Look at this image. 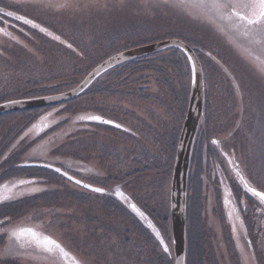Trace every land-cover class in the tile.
<instances>
[{
  "label": "rangeland",
  "instance_id": "1",
  "mask_svg": "<svg viewBox=\"0 0 264 264\" xmlns=\"http://www.w3.org/2000/svg\"><path fill=\"white\" fill-rule=\"evenodd\" d=\"M217 2L235 5L236 12L251 15L253 11L242 6L248 0H211L210 4L215 6ZM4 3L9 4V11H18L20 15L54 32L59 39L42 34L32 25L19 23L20 27L25 28V33L15 32L18 40L15 53L8 51L4 58H0V89L7 93L10 91L7 89L12 76L17 79L14 84L16 89L8 95H0V102L18 96L21 91L34 85H59L69 78H80L81 81L107 56L142 42L179 38L213 54V59L208 54H201L205 83L210 93L208 121L206 118L204 121V125L208 123L209 128L205 134L204 126L201 127L202 142H198L194 164H191V172L199 169L201 173L197 187H200V207L203 206V212L200 208L199 215L194 212L192 221L199 222L200 227L193 224L192 232L202 239L203 251L211 254L207 259L212 258L213 264H264V214L257 200L247 196L245 191L242 193L238 190L237 196L232 194L227 183L236 181L237 178L229 162L224 158L226 163L222 158L225 154L233 165L239 162L245 178L257 190L264 191V70L257 66L243 68L242 72L240 69L243 64L237 54V43H240L241 47L248 49L249 54H254L257 59L264 58V43L255 42L258 39L255 26L253 31L246 34V26L237 16L229 17L227 8L217 6V11H212L207 23L199 22L193 14L192 17L190 15L195 8L193 0H185L179 6L175 0H0V5ZM220 13L233 21L227 22L231 35L222 31L227 28V24L217 17ZM246 62L249 64L252 60ZM184 66L186 70L183 63ZM227 75H230L233 89L226 88L224 81ZM133 78L135 77H131L129 82L135 81ZM119 81L121 80L114 83V90L120 95L126 94L125 98L129 96L128 93L134 96L135 90H139L137 85L127 86ZM241 92L244 99L242 109L238 103ZM92 96L91 100L83 99L69 110L57 108L39 112L38 120L48 126L71 119L69 126L51 134L52 139L57 138L54 144H50L53 161H66L63 155L76 153L75 121L80 111L92 109L94 100L97 99L99 106H108V95ZM182 96L183 93L179 94V97ZM171 97L175 103L177 99L173 93ZM109 98L112 100L111 94ZM156 106L161 108L159 104ZM173 111L174 127L170 129L169 135L159 137L157 133L147 129L148 139L143 142L144 145L135 146L138 153L139 150H144L147 154V189L142 192L145 197L141 198V203L161 230L169 252L162 254V247L157 248L156 241L148 233L141 232L130 221L132 217L120 212L115 204L110 205L101 198L79 196L76 192L78 187L69 183L60 185L55 181L51 198L39 203L42 210H24L23 205L18 207V211L2 208V215L11 211L15 215L0 226V264H66L56 258V255H44L19 241V229L31 227L59 242L80 264L174 263L170 197L178 141L174 147L173 143L175 135L177 138L176 129L179 138L187 112L184 115L176 104H173ZM241 111H246L242 118ZM31 116L34 113H14V116L2 123H5L6 130L21 132L26 128L28 119H33ZM69 133L72 135L70 138ZM64 136L67 138L64 139ZM205 136L217 138L222 143L223 152L213 146L211 139L208 142L213 149H210L204 140ZM86 141V144H91L90 139ZM106 143V139L101 141V145ZM61 145H65L63 155L62 150H57ZM219 152L223 153L222 156L215 157ZM99 154L107 155L109 152L99 151ZM128 162L132 168L135 167L133 160ZM223 166H227V169ZM213 179L214 189L210 191ZM142 182L144 181H141V185ZM208 182L210 188L207 186ZM196 196L197 193L194 197ZM224 198L229 203L228 211L224 208L217 210L219 206L215 200L223 202ZM212 208H216L215 211ZM225 211L230 213L232 224L238 225L236 239L242 234L244 243L235 240L236 227L228 224ZM254 222L258 225L255 228L262 233L260 242L255 240L257 235L252 232V224H256Z\"/></svg>",
  "mask_w": 264,
  "mask_h": 264
},
{
  "label": "flooded vegetation",
  "instance_id": "2",
  "mask_svg": "<svg viewBox=\"0 0 264 264\" xmlns=\"http://www.w3.org/2000/svg\"><path fill=\"white\" fill-rule=\"evenodd\" d=\"M193 1L195 2V11L193 10L190 12L191 17L193 14L197 21L207 23V19H209L208 17L213 14L212 11H217V7L213 4H210L211 0H203V2L202 0ZM0 9L3 8L0 7ZM3 10V12H0V58H4L5 52L8 54V51L15 53L18 43L16 37L17 33L15 32H21L24 30L19 25V23L23 21L17 20L15 18L17 15L22 16L18 13V11H10L13 12L14 15L7 16L5 13L9 12V9ZM206 12L208 14L205 15ZM238 13L240 15H249L240 11ZM217 17L220 18V21H223L226 24L227 22H233L229 17L225 15L222 16L221 13L220 16L217 15ZM229 28L230 27L227 24V28H224L222 31L228 35H231L230 33L232 32L228 30ZM2 42H4V44H2ZM237 46H239L237 54L243 64V67L240 69L242 72L243 68L246 67L254 68L258 66V69L262 68L264 70V58L257 59L253 56L254 54H249L248 49L241 47L240 43H237ZM194 49L197 52L201 62L203 61L201 57V54L203 53L206 55L208 54L210 59H213V54L210 51L207 52V50H202L199 47H194ZM241 53L242 57H240ZM246 60H252V62L247 64ZM142 66H145V64H140L138 67ZM131 67L136 66L131 65ZM149 71L150 70L141 71L138 74L135 72H129L127 74L129 78L120 79L121 81L119 82H122V84L127 86H138L139 90H135L134 96L128 93L131 98L129 96L125 98L126 94L120 95L117 93V90H114V92L111 93V100L109 98V94L102 92V89L98 85L100 84V80L101 82L107 81L105 76L109 73L104 76L105 78L102 77L98 80L97 86L95 87V89L98 87L97 95H108V106L106 108L99 106L97 99L94 100L92 109L80 111V116L78 115L77 121L74 120L76 124L75 131L77 139L76 153L75 156L63 155V158L65 157L66 161H64V159L61 160L62 162L52 160V149L50 146L52 143L51 126H48L46 123L41 121L30 122L28 119L25 126L26 128H24L22 132L19 130L9 131L6 130L7 128H5V123L3 124L2 122L4 120H8L11 116H14V113L0 117V226H2L5 221L10 220L8 216H5L3 219H1V210L3 207H8L18 211V207L23 205L25 207L24 210H42V206H40L39 203L42 202L41 200L44 201L51 198L53 192L52 173H55L57 176L54 177V180L59 182L60 185L62 183L65 185L66 183H69L78 187L79 190L76 192L79 196L88 198L95 197L96 199L101 198L110 205L112 203L115 204L116 208L119 209L120 212L123 214H128L132 217V219L130 218V221L136 224L141 232L151 234L156 242L161 244V240H163L161 230L157 228V224L151 218L152 216L145 210V206L141 203V198L145 197V194L142 196V192H145L147 189V154L144 150H139L138 153L135 146L139 144L144 145L143 142L148 139L147 129L157 133V136L159 137H162V135L165 134L169 135L170 129L174 127V120L172 117L174 111L173 107L171 106L172 113L170 114V106H167L165 103L164 97L166 94L164 87L159 81L155 79L158 77V75H153V73L151 72V74ZM135 74L139 77H135ZM131 77H135L133 78L135 81L132 83L129 82ZM9 79L10 87L7 90H10L9 92L13 93L16 89L14 84L17 83V79H14L13 76ZM116 81L118 80H114L112 83H115ZM224 83L227 90L233 89L234 85H232L233 82H231L230 75L229 77L227 75ZM236 88L237 84L235 85V90ZM9 92L7 93L0 89V95H8ZM242 95L243 94L241 92V94L238 96V103L241 109L244 106V99ZM96 97L97 96H95V98ZM16 99L20 98H17L16 96L9 97L7 100L1 101L0 103ZM209 101L210 93L208 92L206 85L205 118L207 121V107ZM158 104L161 106V108L156 106ZM111 105L113 107H111ZM245 113L244 111L240 112L241 118ZM90 117H99L100 119L90 120ZM104 121H109L110 123H104ZM117 125H119V127H117ZM206 125H203L205 134L209 128L208 123H206ZM201 127L202 125L200 126L198 136L195 140L194 154L198 151V149L196 151L198 142L200 144L202 142L200 135L203 132V129H201ZM176 128H178V125ZM142 133H145V135H142ZM176 133L177 138L175 135L173 147L179 140L177 129ZM68 135H71V133ZM64 138L66 139L67 137L64 136ZM205 138L204 140L207 141L206 144H209L210 149L212 148V144L208 141L211 139L212 143L215 141V143H213L214 147L219 148L221 151L223 150L222 143H220L217 138H210L208 136H205ZM89 139L91 140V144H86V140ZM104 139L107 140V143L101 145V141ZM168 144H170L169 140ZM119 147H121V149L116 150ZM99 151H108L109 154H99ZM221 153L219 152L218 155H215V157L220 158L222 156ZM227 156L228 155L223 154L222 158H225L229 162L230 167L236 176L234 174L233 175L237 178L236 181H230L227 183L230 187L229 190L232 192V194H234V196H237V192L240 190L242 193L245 191L247 196L254 197L257 200V203L260 205L262 213L264 214V201H261L258 197L252 196L247 191V188L255 187L245 178L240 169L239 162H236V164L233 165L232 160L228 159ZM223 159L221 162H223ZM225 159L224 161L226 162ZM132 160L135 162L134 168H132L128 162ZM52 167H54L56 170L59 169V171L54 170ZM224 168L227 169V166ZM60 171H63L70 177L77 179L80 183L77 184L73 182L72 178L70 179L67 176L61 174ZM190 174L191 178L189 179V192L191 194L189 195L191 200L189 199V206L192 211L191 224H194L199 228L200 224L197 222V218V223L192 222V220L194 217V212L196 215H199L201 208L198 192L200 187L199 189L197 187V182L199 181V175H201V173L199 169H196L195 172L192 170ZM141 181H144L142 182L143 185H141ZM213 183L214 179L212 181L211 188L209 182L207 183L210 191H213L214 189ZM208 187L207 189H209ZM92 188L103 189L104 193L99 194L92 190ZM196 193L197 196L194 197ZM20 200L22 201L21 204L18 202ZM215 201L217 206H219L217 210H219V208H224V210L228 211L229 203L226 201V198L223 199V202L221 200ZM16 202L18 204H15ZM207 208L209 209V205ZM216 208H212V211H215ZM242 210L244 209L242 208ZM201 212H203V206L201 208ZM225 219L226 221L229 220L228 224L230 226L236 227L235 240H239L240 243H244L245 240L243 239L244 237L242 234H239L240 236L238 240L236 239L239 229L238 225L232 224V217L230 213L227 212L225 214ZM252 226V232H255L257 235L255 240L260 242L262 233L255 228L258 226L257 223L252 224ZM25 229H32L37 234L36 240L32 237H22L19 235V241L25 246L27 245L29 248H33V250L43 253L44 255H56V258L66 264H80L77 259L73 260L72 256L68 254L61 255L58 249L51 251L47 250L43 245H41L40 243H43V240L49 236L44 232H41L39 229L33 227L21 228L19 229L18 234L21 230L24 231ZM254 229L256 231H254ZM240 243L239 248L241 247ZM208 256H211V254H206V256L203 258V264H213L212 258H209V260L207 259ZM192 258L194 260L193 264H201L199 253L193 255Z\"/></svg>",
  "mask_w": 264,
  "mask_h": 264
},
{
  "label": "water",
  "instance_id": "3",
  "mask_svg": "<svg viewBox=\"0 0 264 264\" xmlns=\"http://www.w3.org/2000/svg\"><path fill=\"white\" fill-rule=\"evenodd\" d=\"M169 49L181 51L188 59L191 70V93L187 117L180 135L171 182V223L175 264H187V197L188 179L194 143L200 126L204 125L205 77L202 63L194 49L180 39H167L125 50L115 54L96 66L74 89L50 96L18 99L0 104V117L9 113L42 109L73 101L84 94L92 85L109 71L127 63L144 59ZM91 120V119H90ZM100 191V193H102ZM22 237L36 240L32 229L20 232ZM158 236V235H157ZM163 249L168 246L161 240ZM47 250L58 249L66 255L62 246L51 238L41 243ZM73 259V258H72Z\"/></svg>",
  "mask_w": 264,
  "mask_h": 264
},
{
  "label": "trees",
  "instance_id": "4",
  "mask_svg": "<svg viewBox=\"0 0 264 264\" xmlns=\"http://www.w3.org/2000/svg\"><path fill=\"white\" fill-rule=\"evenodd\" d=\"M166 39H168V38H166ZM161 40H165V39L153 40L150 43H143L142 42L140 44H134V45L127 46L123 49L128 50V49L139 47L142 45L155 43V42H158ZM109 57L110 56H107L105 59H107ZM183 63L186 65V70H185V66L183 67ZM140 64H145V66L138 67V66H140ZM131 65L136 66V67H131ZM91 69H89V70H91ZM147 70H150L149 72L150 73L152 72L153 75H155V74L158 75V77H156L155 79L157 81H159L164 87V91L166 94L165 103L167 104V106L173 107V104H176V105H178L179 109L184 112V115H185V113L188 110L189 96H190V67H189V63L187 61L186 56L179 50H175V49L167 50V51L162 52L160 54H157L155 56L145 58L143 60L134 61L130 64H127L125 66L117 68L116 70H113L111 73H109L108 75L105 76L107 78L106 82H103V81L101 82V80H100V84L98 86L102 89L103 93L111 94L114 92V87H115V84L112 83V81L129 78L127 76V74L129 72H135L138 74L141 71H147ZM135 77L138 78L139 76L135 74ZM79 80H80V78H79ZM79 80H76L74 78H69L67 80H63V83L59 84V85H53V86H51V85L50 86L34 85L32 87L25 89L24 90L25 92L21 91V93H19L18 96H16V97L17 98H33V97H41V96H48V95L62 93V92L68 91V90L76 87L77 85H79L82 81V80L81 81H79ZM97 83H98V81L87 92H85L80 98H78L72 102H67L63 105L45 108L44 110L57 109V108L69 110L73 105L79 103V101H81L83 99L91 100V97L93 98L92 95H97V92H98L97 88L98 87L95 89V87L97 86ZM101 89H100V91H101ZM172 93L177 99L175 101V103L173 101V98L171 97ZM181 93H183V96L179 97V94H181ZM40 111L41 110H36V111H33V113L37 117V115ZM68 114H70V113L68 112ZM32 120L33 119H31L30 122ZM70 123H71L70 118H68L65 121L63 120L62 122H60L59 124H57L51 128V133L54 135V133L59 132V130L61 128L69 126ZM70 137H72V136L70 135L69 138ZM53 138L54 139H52L53 140L52 143L54 144L57 141V138L56 137H53ZM66 146H67V144H66ZM64 148H65V145H61V146L57 147V150L60 151ZM61 153L63 155V150L61 151ZM194 155L195 154H194V150H193L192 161H191L192 163H193ZM68 156H75V153H70ZM173 167H174V163H173ZM168 169L170 171L169 165H168ZM190 173H191V170H190ZM52 174H53V182H55L54 177L57 175L55 173H52ZM190 178H191V174H190ZM189 191H190V186H189ZM189 194H191V193L189 192ZM189 198H190V195H189ZM189 198H188V200H189ZM18 202H19V204L22 203L21 200ZM15 204H18V203L16 202ZM9 205H12V204H9ZM15 213L17 215V212H15ZM14 215L15 214H13L11 211L9 213L1 215V217H2L1 219H3L5 216L14 217ZM191 217H192V214L190 213V206H189V201H188V206H187V219H188L187 220V264H193L194 260H193L192 256L195 253L196 254L199 253V258L201 259V264H203V258L206 256V254L203 251V245H201L202 239H200V237L196 233L192 232L193 224H191ZM149 235L152 237L151 234H149ZM155 243H156L157 248L161 247L157 242H155ZM163 252H165V251H162L161 253L164 254ZM168 261L172 262L173 259H170V260L168 259ZM172 264H174V263H172Z\"/></svg>",
  "mask_w": 264,
  "mask_h": 264
},
{
  "label": "snow or ice",
  "instance_id": "5",
  "mask_svg": "<svg viewBox=\"0 0 264 264\" xmlns=\"http://www.w3.org/2000/svg\"><path fill=\"white\" fill-rule=\"evenodd\" d=\"M185 2V0H175L176 5H182ZM203 2V0H202ZM215 6L217 7H223V8H227L229 11V17H231L232 15L237 16V18L242 21L245 26H246V34L248 32L253 31V26H255L254 31L256 33V37H258V39H255L256 43H264V0H248V2L244 5H242L245 8L248 9H252V14L249 15H240L238 12H235V5L231 4V3H227V4H221L219 2H217L215 4ZM3 9H0V12H3ZM5 15L7 16H13L14 13L13 12H6ZM15 18L17 20H22L25 24H29L32 25L33 27H39L38 25L34 24L32 20L30 19H25L23 16H15ZM41 32L46 31L45 29L41 28L40 29ZM56 39H59V37H56ZM68 47H71V45H68ZM89 119H93V120H99V117H90ZM104 123H110L109 121H104ZM117 127H119V125H117ZM213 143H215V141H213ZM57 171H59V169H57ZM77 183H80L79 181H77ZM247 187V186H246ZM97 192L102 191V189L96 188L94 189ZM247 191L255 197H258L261 201H264V191H257L255 188H247ZM134 207V206H133ZM165 250H167L165 248Z\"/></svg>",
  "mask_w": 264,
  "mask_h": 264
}]
</instances>
